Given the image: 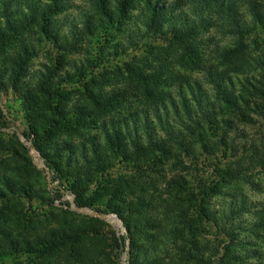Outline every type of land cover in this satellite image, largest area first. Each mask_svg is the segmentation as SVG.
<instances>
[{
  "label": "rangeland",
  "instance_id": "1",
  "mask_svg": "<svg viewBox=\"0 0 264 264\" xmlns=\"http://www.w3.org/2000/svg\"><path fill=\"white\" fill-rule=\"evenodd\" d=\"M67 2L69 10L53 17L61 25L57 39H46L34 29L8 50L2 63L7 64L23 45L34 48L36 56L29 63L25 80H33L39 72L47 76L52 73L51 81L66 93L69 107L79 103L91 109L88 93L103 98L119 92L122 97L111 109L93 113L85 130L71 136L56 135L49 144H77L89 133H96L94 128L101 121L120 120L175 96L177 84L198 81L208 90L204 80L208 70L235 78L238 71L233 70L240 64L264 56V24L254 23L244 4H240L239 13L252 32L240 46L239 57L224 61L220 55L225 49L235 48L236 41L220 24L189 40V47L197 51L198 58L194 60L169 36L136 32L140 26L135 20L120 30L98 28L87 32L81 24L84 16L92 18L94 27L100 19L91 0ZM259 5L264 11V0ZM137 14L135 10L129 17ZM72 26H78L75 38L69 35ZM158 73L157 81L145 87L142 79ZM249 75L264 83L263 68L252 67ZM242 90L237 84L236 93L243 94ZM243 95L250 101L254 99ZM0 107V179L30 186L34 195L31 199L14 196L4 205L0 202V264H264V122L245 125L233 120L230 129L219 131V139L226 146L215 148L214 156L198 151V160L182 154L180 159H162L155 165L149 160L139 164L119 160L99 178V190L95 183L77 184L83 202L93 204L98 211H105L106 205L123 207L119 202L136 197L151 203L140 213L153 217L158 227L134 235L131 245L128 231L116 214L78 208L70 187L65 184L60 190L59 181L53 180L54 172L22 136L29 120L17 95L12 91L0 93ZM228 118L220 114L217 124ZM16 139L29 150L33 167ZM219 139L208 137V147ZM68 181L73 183L74 178ZM212 186L216 190L205 199L204 207L215 220H200L196 209L189 208V199ZM116 189L122 195H114ZM56 192H61V198ZM230 204L237 205L232 213ZM184 211L191 219V236L180 225ZM221 221L227 227L232 225L231 230H222L217 225ZM174 227L182 230V238L172 232ZM69 230L80 233L79 243L46 259L10 248L11 241L23 243L50 231ZM122 237L126 243L118 246L115 238ZM145 254L150 262L143 261Z\"/></svg>",
  "mask_w": 264,
  "mask_h": 264
},
{
  "label": "trees",
  "instance_id": "2",
  "mask_svg": "<svg viewBox=\"0 0 264 264\" xmlns=\"http://www.w3.org/2000/svg\"><path fill=\"white\" fill-rule=\"evenodd\" d=\"M238 1L91 0L100 15L99 24L94 27L92 18L88 15L84 16L81 24L87 32L98 28L111 30L118 27L120 30L127 22L135 20L140 26L136 32L145 30L148 33L169 36L172 43L181 46L184 51H189L190 58L194 60L198 58L197 51L194 47H189V40L220 24L236 41V47L225 49L220 58L232 61L239 57L240 46H243L244 39L252 32L251 27L240 16V4L246 5L254 23L264 24V11L259 5L260 0ZM69 8L67 0H0V93L12 91L22 102L29 120V127L22 136L26 142H31L32 148L44 160L48 170L54 172L53 180L59 181L60 190L65 184L70 187L69 191L76 197L78 208L116 214L124 223L128 239L132 240L133 245L134 235L158 227L153 217H143L140 213L141 208L148 207L151 203H147L146 198L142 197L125 199L123 203L115 199L123 207L106 205L105 211H98L93 204L83 202L84 196L79 195L77 184L95 183L99 190L102 185L99 178L108 174L119 160L132 164L149 160L155 165L162 159H180L182 154L198 160V151L214 156L218 147L226 146L223 139H219V131L230 129L233 120L245 125H255L257 120L264 122V92L260 88L264 89V83L249 75L252 67L264 69V56L253 57L240 64L233 70L238 71L235 72V78L208 70L204 77L208 90L198 81L177 84L175 96L156 102L149 109L131 113L120 120L101 121L100 125L94 128L96 133H89L77 144H49L56 135L71 136L78 130H85L86 126L91 124L88 122L93 119V113L111 109L122 97L119 92H113L103 98L88 93L87 101L93 106L91 109L90 105L83 106L79 103L69 107L66 93L52 83V73L47 76L39 72L33 80H25L29 63L36 56L34 48L23 45L7 64L2 63L8 50L22 42L23 36L34 29L46 39H57L61 25L58 20H53V17L63 14ZM135 10L138 14L130 18ZM77 30L78 26H72L69 35L75 38L78 36ZM159 77L160 73L142 80L147 87L148 84H154ZM237 84L243 88V94L254 99L250 101L245 95L237 94ZM220 114L228 115L229 118L218 125L216 118ZM2 115L0 107V116ZM208 137L219 140L208 147ZM16 140L29 165L33 167L29 150L19 139ZM69 178H74V182L67 183ZM30 188L1 178L0 202L3 205L8 204L14 196L23 199L34 198ZM215 190L216 187L213 186L203 189L197 198L189 199V208L196 209L200 220H215L204 207L205 199L210 198ZM56 195L61 198V192H56ZM114 195H122V191L116 189ZM236 207L237 205L234 207L230 204L231 213ZM181 218L182 228L190 236L193 235L191 219L187 218L185 211L182 212ZM226 224L223 221L217 222L225 232L231 230L232 226L227 227ZM172 232L179 238L183 236L182 230L177 227H174ZM79 234L75 230L50 231L23 243L11 241L10 248L13 252L23 250V253L46 259L61 249L77 245ZM115 241L118 246H124L126 238H115ZM192 243L196 245V242ZM143 261L150 262L149 255H143ZM130 264L140 263L137 261Z\"/></svg>",
  "mask_w": 264,
  "mask_h": 264
},
{
  "label": "water",
  "instance_id": "3",
  "mask_svg": "<svg viewBox=\"0 0 264 264\" xmlns=\"http://www.w3.org/2000/svg\"><path fill=\"white\" fill-rule=\"evenodd\" d=\"M35 151V150H34ZM36 152V151H35Z\"/></svg>",
  "mask_w": 264,
  "mask_h": 264
},
{
  "label": "built area",
  "instance_id": "4",
  "mask_svg": "<svg viewBox=\"0 0 264 264\" xmlns=\"http://www.w3.org/2000/svg\"><path fill=\"white\" fill-rule=\"evenodd\" d=\"M33 151V150H32Z\"/></svg>",
  "mask_w": 264,
  "mask_h": 264
}]
</instances>
